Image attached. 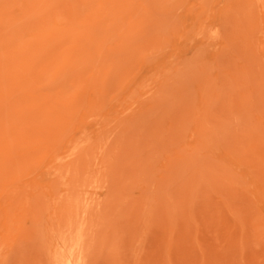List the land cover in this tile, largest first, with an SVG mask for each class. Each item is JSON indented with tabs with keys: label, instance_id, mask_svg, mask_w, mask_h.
<instances>
[{
	"label": "rangeland",
	"instance_id": "obj_1",
	"mask_svg": "<svg viewBox=\"0 0 264 264\" xmlns=\"http://www.w3.org/2000/svg\"><path fill=\"white\" fill-rule=\"evenodd\" d=\"M0 264H264V0H0Z\"/></svg>",
	"mask_w": 264,
	"mask_h": 264
}]
</instances>
